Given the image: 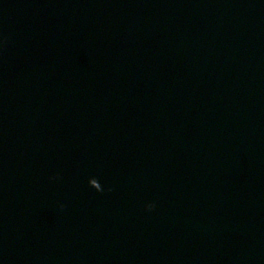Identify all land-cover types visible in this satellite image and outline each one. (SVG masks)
Segmentation results:
<instances>
[{"label":"water","instance_id":"1","mask_svg":"<svg viewBox=\"0 0 264 264\" xmlns=\"http://www.w3.org/2000/svg\"><path fill=\"white\" fill-rule=\"evenodd\" d=\"M0 264H264V0H0Z\"/></svg>","mask_w":264,"mask_h":264}]
</instances>
